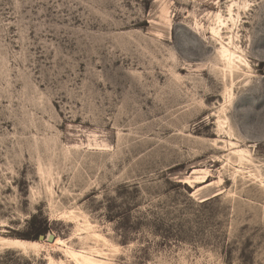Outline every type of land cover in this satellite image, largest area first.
Masks as SVG:
<instances>
[{
	"label": "rangeland",
	"instance_id": "rangeland-1",
	"mask_svg": "<svg viewBox=\"0 0 264 264\" xmlns=\"http://www.w3.org/2000/svg\"><path fill=\"white\" fill-rule=\"evenodd\" d=\"M0 238L264 264V0H0Z\"/></svg>",
	"mask_w": 264,
	"mask_h": 264
},
{
	"label": "bare ground",
	"instance_id": "bare-ground-1",
	"mask_svg": "<svg viewBox=\"0 0 264 264\" xmlns=\"http://www.w3.org/2000/svg\"><path fill=\"white\" fill-rule=\"evenodd\" d=\"M222 49V54L224 57L228 59V61H231L232 59V54L225 48L221 47ZM232 66V65H231ZM243 151H238V154H242ZM38 243H30V242H24V241H19V240H12V239H4L0 238V246L8 247V248H16L20 251L25 252L28 248L30 247H35L37 246ZM59 245L63 246L64 243L60 240H55V242L52 244V246ZM66 254H69L71 257H73L77 264H109L107 261L100 259V255L97 256H92L87 253H76L70 248L66 247Z\"/></svg>",
	"mask_w": 264,
	"mask_h": 264
},
{
	"label": "trees",
	"instance_id": "trees-1",
	"mask_svg": "<svg viewBox=\"0 0 264 264\" xmlns=\"http://www.w3.org/2000/svg\"><path fill=\"white\" fill-rule=\"evenodd\" d=\"M47 231H48L47 224H44L42 228H38L36 230V234L34 237L31 238V240L33 241L37 240L38 236H44L47 233ZM12 256L13 255L10 252L3 253L2 255H0V264H17L16 261L19 259L13 260L11 258ZM22 261H23L22 264H33L34 263L32 260H22ZM36 264H45V263L41 261H36Z\"/></svg>",
	"mask_w": 264,
	"mask_h": 264
},
{
	"label": "water",
	"instance_id": "water-1",
	"mask_svg": "<svg viewBox=\"0 0 264 264\" xmlns=\"http://www.w3.org/2000/svg\"><path fill=\"white\" fill-rule=\"evenodd\" d=\"M44 238H45L44 236H40V237H39V240H43ZM52 240H53L52 237H49V238H48V241H49V242H51Z\"/></svg>",
	"mask_w": 264,
	"mask_h": 264
}]
</instances>
